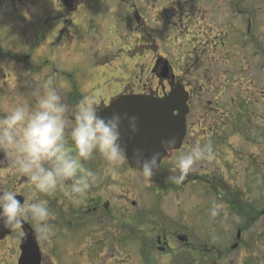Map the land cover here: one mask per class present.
I'll list each match as a JSON object with an SVG mask.
<instances>
[{"label":"rangeland","instance_id":"obj_1","mask_svg":"<svg viewBox=\"0 0 264 264\" xmlns=\"http://www.w3.org/2000/svg\"><path fill=\"white\" fill-rule=\"evenodd\" d=\"M222 1L226 0H82L79 10H67L71 14L69 17L68 12L62 11L58 5L40 11L30 5L31 0H26L27 4L22 0H2L0 71L7 72L11 67L6 65L10 62L3 58L6 54L21 58L22 65L28 63L31 70V62L53 64L60 74L69 76L65 77L66 81L85 98L97 94L106 98L107 94L119 92L125 85L139 90L143 84L151 82L148 81L151 57L157 53V45L161 42L169 44L164 52L175 72L179 71V66L181 70L182 59L190 50V37H193L192 31L183 37L182 32L187 28L183 14L195 10L209 14L212 9L223 7L219 6ZM43 2L57 3L56 0ZM234 2L250 19L253 17L250 39L256 41L255 46L260 48L257 55L259 59L262 56L264 62V16L256 11L258 3L256 0H230L231 4ZM244 16L239 19L242 21ZM70 18L74 23L68 22ZM151 30L156 31L157 41L150 34ZM161 31L168 33L161 35ZM182 44L185 47L180 46ZM178 56L180 58L176 59ZM204 57L207 60L196 69H190L184 81L190 86L192 96L190 122L195 123L189 133L197 143L211 140L214 154L228 155L227 163L217 157L218 168L228 165L230 172L224 173L228 180L246 186L244 202L240 205L250 206L249 211L256 212V218L249 224L239 221L235 214L223 219L220 210L224 205L217 204V215L211 216V221L199 220L208 218L207 208L213 198L201 195L203 200L199 199L201 189L195 184H191L194 189L189 187L184 192L163 193L151 201L155 208L163 210L165 223L167 218L173 220L169 223H178L177 219L183 217V221L190 224L187 217L192 216L202 224V236L211 232L213 227L211 234L215 240L212 239L211 243L218 250L217 258L213 259H216L215 264H264V68L260 69L257 61H248L245 63L248 69L240 72L236 60L233 64L225 61L231 57L212 59L211 50ZM12 66L14 71L24 74L22 66ZM41 71L56 76L51 69L43 68ZM42 77L38 72L34 75L40 83ZM2 80L0 75V97L7 95V87L2 86ZM27 85V81L20 84L25 86L23 93L32 94ZM69 85L57 83L60 90L71 88ZM11 89L16 90L14 87ZM184 153L183 150L173 153L166 163L173 168L175 160ZM213 162L215 159L200 164L209 168ZM162 165L165 166L164 162ZM190 193L194 199L191 203L185 196ZM231 195L232 200H237L238 195ZM151 213L156 217L155 211ZM216 220H219L217 229ZM238 230L241 231L240 239H236ZM226 231L229 234L225 236L223 233ZM233 244L237 245L234 249L231 248ZM135 248L133 243V264H142L139 255L135 256ZM210 256L206 257L205 263L212 264ZM184 257L187 261L193 260L192 255H182Z\"/></svg>","mask_w":264,"mask_h":264},{"label":"flooded vegetation","instance_id":"obj_2","mask_svg":"<svg viewBox=\"0 0 264 264\" xmlns=\"http://www.w3.org/2000/svg\"><path fill=\"white\" fill-rule=\"evenodd\" d=\"M56 1L55 4L44 3L43 0H31L30 5L40 11L48 6L58 5L62 11L70 13L67 10L78 9L82 0ZM256 2L258 3L256 11L264 16V0H256ZM219 6L223 7H216L209 14L197 10L183 14L186 18L185 23H187V28L182 32L183 37L188 33L191 34V31L193 37H190L192 38L191 45L187 46L190 50H187L186 57L182 59L181 70L179 66L177 68L179 71L175 72V68L164 52L167 43L161 42L157 45V53L151 57L150 84H143L139 90H134L132 85H126L119 92L107 94L106 98L99 94L98 96L93 95L98 98L101 111L120 96L164 97L177 83H182L189 91L190 86L184 82L190 73L189 70L196 69L197 65L203 64L207 60L204 55L210 50L212 59L231 57L232 59L225 61H231L232 64L236 60L240 72L248 69L245 64L248 61H257L259 68H264L262 56L259 59L257 55L260 48L255 46L256 41L253 38L250 39L253 17L251 16L250 19L246 13H243L244 9L237 8V2L231 4L230 0H226L222 1ZM240 16H244L242 21L239 19ZM189 27L192 29L190 30ZM165 34H167L166 31H161V35ZM154 41H157V38ZM250 46L252 50L249 49ZM233 47H240V49L233 50ZM254 54H256L255 57L252 56ZM179 58L178 56L176 59ZM6 59L10 62L6 65L12 68H14L12 65L22 66L24 74L17 73L10 66L7 72L0 71V75L3 76L2 86L7 87V95L0 97V117H3L14 106L35 105V97L28 92L23 93L26 89L20 84L22 81H29L37 72L40 78L43 75L41 83L48 77H52L56 84L60 81L66 87L69 85L65 79L69 76L66 73L60 74L53 64L48 62L33 64L31 62L33 65L31 66L33 70H31L28 63L22 65L21 58ZM212 65H215L213 61ZM43 68L51 69L56 76H53V73L47 74L41 71ZM69 86L71 88H62L60 91L71 110L85 97L80 95L76 87ZM191 117V110H189L186 115V132L181 146L177 150L168 151L152 179H144L140 171L132 169L127 161L114 174H106L103 171L105 162L98 154L94 155L87 162V167L98 174L99 181L79 203L69 202L63 197L49 198L39 193L34 187L29 186L25 177L15 172L10 163H0V186L16 190L19 193L17 199L21 202L33 197L47 201L55 218V235L47 241L38 238L33 223L28 221L24 222L19 229L14 230L0 226V264H19L22 256L37 258L39 264H133V243L136 246L135 256L139 255L142 264H207L205 260L208 255H212L210 256L211 261L217 258L218 250L211 243L213 227L211 232L202 236L200 232L202 224L192 216L187 217L190 224L183 221V217L177 219L178 223H169L171 218H167L165 223L164 218L166 217L162 214L163 210L155 208L151 201L153 198L158 199L163 193L184 192L189 187L193 189L198 187L202 192H200V197L208 195L213 198L207 208L208 213L205 212L208 218H199V220L209 219L211 221L210 207L211 209L213 206L217 208V204L224 205L220 210V216L223 219L229 214H235L239 221L249 224L256 218V212L250 213V206L240 205V202H244L246 186L228 180L224 175L226 171L230 172L228 165H225L226 168L223 169L218 168L217 157L227 163V154L220 156L217 153L213 154L215 163H210L209 168L198 164L196 171L190 173L180 185L168 181L167 178L174 174L173 168L166 163L173 157L172 154L181 150L186 153L195 145L203 143H197L196 139L192 140L193 137L189 130L195 123L190 122ZM163 162L165 166L162 165ZM231 193L238 195L237 200L240 201L232 200ZM185 196L188 197L190 203L194 202L191 193ZM199 199L203 200L202 197ZM151 211H155L156 217H153ZM217 221L219 220L215 221V226ZM153 224L155 230H153ZM237 232L241 234L240 230ZM223 234L226 236L229 233L226 231ZM209 244L210 247H208ZM182 255H192L193 260L187 261L185 257L182 258ZM211 263L215 264L216 259Z\"/></svg>","mask_w":264,"mask_h":264},{"label":"clouds","instance_id":"obj_3","mask_svg":"<svg viewBox=\"0 0 264 264\" xmlns=\"http://www.w3.org/2000/svg\"><path fill=\"white\" fill-rule=\"evenodd\" d=\"M35 97V105L20 104L0 117V163H10L25 177L30 187L49 198L63 197L81 202L98 184V174L87 167L94 155L105 162L104 173L114 174L126 160H131L146 180L159 168L160 153L146 157L142 150L128 156L124 132L137 129L135 117L119 113L101 116L96 97L81 99L70 110L52 77L43 83L34 77L27 81ZM126 121V125H125ZM175 139L161 142L167 150ZM211 140L197 144L174 162L169 182L180 185L196 171L197 165L213 159ZM14 189L0 186V226L19 229L24 222L33 223L41 240L55 235L54 216L47 201L30 198L21 202ZM217 215V208L210 210Z\"/></svg>","mask_w":264,"mask_h":264},{"label":"water","instance_id":"obj_4","mask_svg":"<svg viewBox=\"0 0 264 264\" xmlns=\"http://www.w3.org/2000/svg\"><path fill=\"white\" fill-rule=\"evenodd\" d=\"M187 100L188 94L181 85H177L165 98L158 99L136 95L119 97L99 115L109 116L115 112L124 117H135L136 131L132 133L125 130L124 132V143L127 147L128 156L131 157L136 149L142 150L146 157L159 152L160 164L168 150L180 147L185 133L184 121L188 112ZM172 138L176 141L175 146L165 150L161 146V142ZM127 161L131 168L139 170L131 160ZM37 262V258L27 257L22 260L21 264H37Z\"/></svg>","mask_w":264,"mask_h":264}]
</instances>
